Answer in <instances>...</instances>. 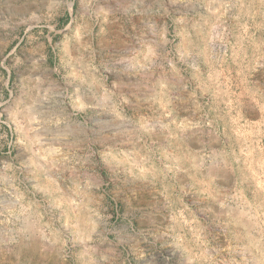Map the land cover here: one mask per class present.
Returning <instances> with one entry per match:
<instances>
[{
  "label": "rangeland",
  "instance_id": "rangeland-1",
  "mask_svg": "<svg viewBox=\"0 0 264 264\" xmlns=\"http://www.w3.org/2000/svg\"><path fill=\"white\" fill-rule=\"evenodd\" d=\"M0 264H264V0H0Z\"/></svg>",
  "mask_w": 264,
  "mask_h": 264
}]
</instances>
